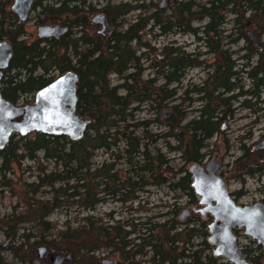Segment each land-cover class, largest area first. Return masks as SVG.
I'll return each mask as SVG.
<instances>
[{"label": "trees", "instance_id": "1", "mask_svg": "<svg viewBox=\"0 0 264 264\" xmlns=\"http://www.w3.org/2000/svg\"><path fill=\"white\" fill-rule=\"evenodd\" d=\"M8 6V0L0 1V40H8L13 49L12 59L8 68L3 71L0 84L2 98L17 105L22 96L35 94L53 83L56 79L55 76H51L53 72L63 75L73 71L79 80L77 113L80 117L89 120V126L84 136L78 141L40 134L22 137L13 135L10 138L4 149L0 150V187L6 189L11 187L7 174H14L15 168H19L24 161L38 164L39 153H42L44 161L53 163V168L49 172L40 171L37 168L35 180L23 184V203L13 207V212L0 220V230L4 238L10 242L16 241L17 237L22 240L18 250L24 246L28 247V251L24 252V257L21 258L22 262H25V259H29L30 264L37 261L36 246L43 245L57 253L72 255L73 264H93L92 261L87 263L86 260L94 261L93 254L100 246L118 253V245L121 243V249L125 250L124 239L130 233L137 234L136 231L133 229L128 233L124 232V236L120 237L118 232L122 231V228L118 226V221L113 224H98L92 216L87 215L80 219L81 222L76 228L67 226L66 231L56 232V237L52 239L50 233L52 227L45 219L51 212L61 208L65 201L78 205L88 213L92 212L97 205L106 202L108 198L118 202V194H124L127 186L133 190L134 187L138 188L143 184V177L138 174L139 172L146 173L144 177L147 179L152 178L151 174L155 173L156 178L163 181L164 163L158 158L153 160L148 154V145L142 144L140 137L135 136V132L140 129L144 136L147 135L150 122L137 124H129V122H134V113L144 103H158L157 101L160 103L174 98L176 90L167 91L169 84L179 83L186 68L196 67L198 64L196 59H190L195 55H186L178 49H165L169 61L155 70L156 79H163L164 83L154 88L156 79L142 81L143 68L140 62L144 57L149 59L151 56V60L155 57L158 61L164 57L161 55L160 59V55L155 54L156 51L142 43L141 34L147 26L150 27L147 31L156 30L159 37L174 35L178 32L188 33L206 43L209 52L213 53L212 43H218L220 30L225 24L227 15H232L235 23L247 16L249 25L257 27L258 35L261 36L264 33V0H206L204 2L188 0L171 6L173 14L168 17H165L162 12L166 9H159V4L158 11L155 10L146 17L143 16L149 7L144 4L136 3L131 6L125 3L107 6L101 8L99 12L105 14L107 22L114 28L113 33L107 39L89 37L86 33H80V37L75 40L70 39V30L89 27L91 20L88 18L90 12L94 11L86 0H53L52 4L45 6L34 1L32 11L39 7L42 16L45 15L52 20L53 25L66 27L68 33L59 41L40 40L36 36V40L31 42L24 39L28 35L24 29L25 24H18L11 12L6 13L5 9ZM136 11L139 13L137 18L135 17L136 20L132 24L125 25V16ZM203 20L206 22L200 30L191 27L193 22ZM38 23L40 25L41 21ZM199 33L204 40L197 36ZM240 36L245 39L244 35ZM237 40L234 39L231 42L235 43ZM148 49L151 51L148 52ZM139 51L147 52V54L137 56L136 52ZM245 51L249 53L246 56L247 62L253 56L258 58L255 67L246 69V76L251 80L253 87L264 86V65L262 64L264 48L255 50L247 42ZM221 62L214 66V71L208 74L203 86L190 92L191 94L197 92L202 96L196 100L202 105V109L198 111L197 120L189 122L186 126L189 131L187 145L183 147L182 142L178 140L177 147L168 149L170 152L182 153L180 158L185 162L198 161L201 157L198 152L202 142L210 138L216 130L213 127L216 124L210 121L213 114H206V108L212 105L213 110L214 107L218 109L220 104L223 105L225 102L221 100L219 92H233L236 87L230 83V79L238 75L237 72H233V63L220 64ZM131 68L134 71L127 73ZM110 75H114L123 83L112 86L109 80ZM188 94L187 92L186 96ZM246 95L255 99L259 97L257 91H249ZM134 104L137 107H133ZM244 104L248 106V102ZM173 109L178 120L175 121L171 117L166 123L169 126V136H173L170 132L173 126L179 124L184 118L177 106ZM121 143L123 144L121 153L128 159L127 163L134 168L131 172H135L136 182L123 181L116 173L118 153L116 159L112 161L105 159L97 168L94 167L95 152L101 150L112 156L113 150H116ZM189 149L194 150V156L187 157ZM138 157L144 165H140L139 161L132 163V159H138ZM27 168L30 169V166ZM257 171L259 170L254 169L247 174L254 175ZM179 173H183V176L181 175L179 181L170 188L187 190L188 195H192L190 175L186 169L179 170ZM43 187L50 188L53 193L52 198L46 202L38 200L36 196ZM17 209L21 211L17 213ZM25 223L32 224L35 229L37 228V232L42 231L36 237L38 240H33L35 236L32 233L18 235L19 225ZM146 225L147 223L140 225L143 234L138 236L139 242H142L138 247L143 248V251H138L137 254L150 255V264H221L212 253L211 256L204 255L207 250H210L205 240L199 244L194 243V239L200 233L201 238L207 239L205 224L201 223L200 219L188 221L189 226L174 218L171 219V224L167 228L168 221L154 223L150 227ZM180 226L185 228L182 229ZM30 240H33L31 244ZM16 255L17 253H13V256ZM0 264H4L1 258Z\"/></svg>", "mask_w": 264, "mask_h": 264}, {"label": "rangeland", "instance_id": "2", "mask_svg": "<svg viewBox=\"0 0 264 264\" xmlns=\"http://www.w3.org/2000/svg\"><path fill=\"white\" fill-rule=\"evenodd\" d=\"M34 1L42 6L53 3V0ZM160 1L161 0H86V3L91 6L92 10H94L93 12H90L88 19L91 20L95 17L103 7L116 6L125 3L131 6L136 3L148 6L149 10L143 16L146 17L151 13H154L155 10L158 11L157 7ZM187 1L188 0H177L178 4ZM196 1L198 2L199 0ZM200 1L204 2L206 0ZM8 2L9 6L5 9L6 13L10 12V6L12 4L10 0H8ZM177 2L171 6L176 5ZM170 7L168 6L165 8L166 10L162 11L165 17L172 16L173 14V8ZM40 10L41 9L37 7L34 11H31L24 26V29L28 33L24 39L28 42L36 40L37 29L41 25L54 26L52 20L47 16L45 17V15L42 16L40 14ZM138 15V11L127 14L124 18L126 20L125 25L128 23L132 24L136 20L135 17ZM234 20L235 18L232 15H227L225 24L220 30L221 35L217 40L218 43H212L213 53L209 52V47L206 43L202 42V40H197V37H193L188 33L178 32L174 35L170 34L164 37H159L156 30L150 32L147 31L150 30V27H146V30L141 34V42L145 43L148 47L153 49V51H156L155 54L160 55V59L162 58L161 55L164 58L160 61L155 57L151 60V56H149V59L148 57L143 58L140 62L141 67L143 68L141 75L143 82L152 78L156 79L155 70L166 61H169L165 49L173 48L178 49L181 53L184 52L186 55H195L190 59H196L198 63H202L200 67L186 68L179 83L169 84L167 91L173 89L176 90L174 98L166 99L160 103L159 101H157L158 103H144L139 110L134 113V122H129V124L150 122V125L147 128V135L144 136L140 129L135 132V136L140 137L142 144L148 145V154L153 160L158 158L164 163L162 168L163 181L158 180L155 173L151 174L152 178L147 179L144 177L146 173L139 172L138 174L143 177V184L134 192H131L134 196L132 201H129L126 204H121L108 198L106 202L97 205L95 209L89 213L83 211L78 205H72L69 204L68 201H65L61 208L51 212L48 218L45 219L50 227H52V229H50L52 239L56 237V232L66 231L67 226L76 228L81 222L80 219L87 215L92 216L98 224H113L118 221V226H120L123 231L118 232L120 237L124 236V232L128 233L133 229L136 233L141 235V224L147 223L146 227H150V225H153L154 223L168 221L167 228L169 224H171L172 218L178 220V216L183 211L190 209L191 206L195 205L191 197L188 195L187 190H173L170 188V186L179 181L181 177L179 170L187 169L186 167L189 162L184 163L180 158L182 153L170 152L168 149L170 147H177L178 140L182 142L183 147L187 145L189 131L186 126L189 122L197 120V116L199 115L198 111L202 109V105L196 101L202 96L197 94V92H195V94H191L190 92L197 87L203 86V82L206 80L208 74L212 73V68H214L215 64L221 58L222 52H227L223 53V63H233V72L238 73L235 79H230V83L235 84L236 87L233 92L227 94L222 92L221 100L225 101L223 104L224 106L220 104L218 109L214 107V110L216 109L215 112H213L212 105L206 108V114H213L210 121H217L218 123L214 126L216 132H213V135L210 138L202 142V147L198 153L203 157L202 160L211 158L214 155L218 156V159L223 165L221 173L227 180L230 191L234 194L238 204H249L261 199L264 194V153H252L251 148L264 138V86L259 85L258 88L253 87L251 80L246 76V69L255 67L258 58L257 56H253L247 62L246 56H248L249 53L248 51H245V47L247 46V42H249L255 50L263 49L264 33L260 36L258 35V30L255 25L249 26V28L253 29V32L256 35L258 44L254 46L250 38L247 36L249 28L244 26V22L248 21V17L245 16L236 23ZM39 21H41L40 25H38ZM205 22L206 20H203L202 22H193L191 27L200 30ZM112 29L114 30V28ZM89 31L90 29L86 30V33ZM118 33H120L119 29ZM240 35H244L245 39ZM197 36L204 40L201 33ZM234 39L238 40L237 42L232 43L231 41ZM133 45L135 44L133 43ZM151 49H148V52H150ZM140 54H147V52H136L137 56ZM165 58L167 59L164 60ZM262 64L264 65V63ZM132 71L134 70L131 68L127 73H131ZM59 75L60 74L57 72L51 74V76H55L56 79ZM109 80L112 86H118V84L122 83V81L118 80L114 75H110ZM156 80V86L154 88H157L164 83L163 79L159 78ZM249 91H257L259 97L255 99L247 96L246 94ZM187 92L189 94L186 96ZM35 94L23 96L18 104L24 105L27 103H33ZM188 99H191V101H188ZM227 99L228 101H226ZM245 101L248 102L250 108H241ZM175 106H177L180 113L184 115V118L179 124L173 126L170 131L173 136L170 135V137H168L166 136V134L169 133L166 123L171 117L175 119V121L178 120L177 116H175V110L173 109ZM133 107H137V105L134 104ZM168 110L172 111V113L166 114ZM223 123H226L227 131L224 130L221 132V126ZM118 145L119 147H117L116 150H113L114 152L112 156L101 150L95 152V157L93 159L94 167L97 168L105 159H109L110 161L116 159V154L118 153L119 159L115 166L116 173L123 181L128 182L130 180V182H136L135 172H131L134 168L127 163L128 159L124 158L121 153L123 150V144L121 143ZM192 155L194 156V150L189 149L187 151V157H191ZM42 156V153L38 154V164L34 165L30 162L24 161L19 168H15L14 174H7V179H10L11 181V187L9 189L0 187V220H3L6 215H10L13 212V207L23 203V184H28L35 180L38 173L37 168L40 171L45 170V172L52 170L53 163L44 161ZM136 161H139L140 165L143 164L139 157L138 159H132V163ZM28 166H30V169L27 168ZM254 169H258L259 171L254 175L247 174ZM127 188L130 189L128 186ZM129 191H131V189ZM52 195L53 193L50 188L43 187L39 190L36 196L38 200L46 202L52 198ZM20 211V209H17L16 212L19 213ZM197 218H199L197 215L192 214V216L183 224L189 226L188 221H195ZM126 224H129V226H126ZM19 226L20 231L18 232V235H22V233H32L35 236L33 240H38L36 237L42 233V231L37 232V228L35 229L32 224L25 223ZM180 228L183 229L185 226H180ZM199 236L194 239L195 244H199L204 240L206 241L205 237L201 238V233ZM33 240H30L29 243L31 244ZM21 242L22 240L19 237H17L14 242L6 240L3 232L0 230V258L4 260V264H30L29 259H25V262L21 261V258L24 257V252L28 251L27 246L18 250ZM123 243H125L126 249L122 250L120 243L118 245V253L105 248L104 246H100L93 254L94 261L86 260V262L88 263L92 261L93 264H101L103 261H120L122 264H150V255L147 254L145 256L137 254L138 251H143V248L138 247L142 242L136 240V234L126 236ZM240 245L243 249L246 247L255 251L253 243L242 236L240 237ZM42 246L43 245H37L36 247L38 248ZM198 248H202V246H198ZM145 251L147 250L145 249ZM13 253H17V255L13 256ZM254 253L248 255L250 261L256 257ZM209 254H211V250L204 253V255ZM219 262L221 264H228L223 260ZM32 264H48V261L45 262L37 259V261Z\"/></svg>", "mask_w": 264, "mask_h": 264}, {"label": "water", "instance_id": "3", "mask_svg": "<svg viewBox=\"0 0 264 264\" xmlns=\"http://www.w3.org/2000/svg\"><path fill=\"white\" fill-rule=\"evenodd\" d=\"M10 1L12 3L10 12L15 16L19 24L26 23L33 8L34 0ZM167 5L168 1L163 0L159 5V9L162 10ZM91 22L92 24L100 25V33L104 31L108 35L112 33V29L108 28V23L105 22L104 16L97 15L91 19ZM244 25L246 27L249 26V21H245ZM67 32L68 29L66 27L45 25L38 29L37 37L40 40L49 38L58 40ZM247 36L254 46L258 44L252 28L249 29ZM11 58L12 46L10 42L6 39H1L0 80L2 71L7 69ZM75 82L73 77L60 78L36 94V105L26 108V114L21 122L13 121L24 113V109L4 100L0 89V150L4 149L8 144L13 133L24 136L29 132L36 131L50 135H68L73 141L80 140L89 126V120L79 119L75 115L73 108H66L72 101V87ZM257 149L264 150V141L254 147L253 150ZM214 169L216 167L213 168L212 172ZM190 171L193 174L192 187L199 196L203 197L201 205H209L213 200H217L213 208H208L205 211L212 212L216 222L223 221L221 225H218V230L213 232L212 237L208 240L214 246L213 255L216 257L224 256L232 264H249L244 260L241 252L237 250L235 240L231 235L233 227L243 226L238 221L246 220V215L241 213L237 218L231 215L232 204L224 198L226 190L223 185L218 181L213 183L206 181V179L212 178V175L209 178L203 176L202 170L196 166H191ZM188 215V211L182 212L179 220L184 221ZM245 225L250 231L248 236L262 246L264 254V229L251 223ZM37 257L42 261L48 260V264H68L70 260V256H64L61 253L56 254L55 250H49L45 246L37 249ZM103 264H110V262L104 261ZM115 264H118V262H115Z\"/></svg>", "mask_w": 264, "mask_h": 264}, {"label": "flooded vegetation", "instance_id": "4", "mask_svg": "<svg viewBox=\"0 0 264 264\" xmlns=\"http://www.w3.org/2000/svg\"><path fill=\"white\" fill-rule=\"evenodd\" d=\"M167 1L169 2V4H168L169 7L172 4H175L177 2V0H171V1L167 0ZM168 6H166L165 8H167ZM105 22H107L106 16H105ZM56 25H58V24H56ZM56 25H54V26H56ZM58 26H60V25H58ZM108 28H111L112 29L113 26H111V24L108 23ZM89 29H90V31L86 33V30H89ZM100 29H101L100 25L92 24V22L90 21L89 27H82V28L81 27H78V28H74L73 30H70L71 31V33H70V39H74V40L75 39H78L80 37L79 36L80 33H86L89 37H93L94 36V37H100L102 39H107V37H109L113 33V29H112V33L110 35H108L105 31L102 32V33H100ZM77 32L79 34H77ZM65 35H63L62 37H64ZM62 37H60V39ZM48 40H50V39H48ZM59 40H55V41H59ZM221 54H222V56H221V58L219 59V61L217 63L221 62L220 60H223L222 59L223 58V53H221ZM201 64L202 63H198L197 66L200 67ZM220 64H223V61ZM214 68H212V72L214 71ZM74 73L75 72H73V71H69V72H67V73H65L63 75H59L57 77V79L66 78V77L67 78H71V77L74 78L75 75H76ZM236 76H233L231 79H235ZM78 83H79V80H76V82L73 84V87H72V90H73L72 101L69 104V106H66V108L67 109L73 108L74 109V112H75V115L79 118V115H78L77 109H76V107H77V88H78ZM122 83H123V81H122ZM171 84H173V83H171ZM232 85H235V84H232ZM222 92H224V91H220L219 92L221 96H222ZM224 93L227 94V93H230V92H224ZM36 94H35V96H36ZM35 96L33 98V103H31V104H28L27 103V104H24V105H20V104L15 105V106L22 107V109H24V113L21 116L17 117L13 122H21V121H23L24 116L26 114V108L27 107H34L36 105ZM169 99H172V98H169ZM241 108L247 109V108H250V106L249 105L247 106V104H244V102H243V105H242ZM171 113H172V111L168 110L166 114H171ZM197 118H198V116H197ZM213 123H215L217 125L218 122L217 121H213ZM167 129H168V132H169V126H167ZM224 130L227 131V125H226V123H223L222 126H221V132H223ZM215 132H216V130L214 131V133ZM35 134H40V135H43V136H46V137H53V136H55V137H64V138L70 139V137L68 135H63V134L62 135H50V134H44L42 132H30V133L25 134L24 136L35 135ZM13 135H17V136L22 137V135H20L18 133H13ZM166 136L170 137L169 136V133H167ZM262 141H264V138H262L258 143H256L255 145L252 146V148H251V152L252 153H264V150H259V149L253 150L254 147H256ZM202 158L203 157L201 156V157H199L198 161L191 162V163L187 164L186 172H188V174L190 175V178H191V188H192V192H193V194L192 195H189V196L191 197V199H192L193 203H195V205L191 206L190 209L185 210V211H188L189 215L185 218L184 221H180L179 220V216L181 214L178 216V221L180 223H184L186 220H188L192 216V214L197 215L199 217L197 219H200L201 220V223L205 224V232H206V235L208 237L206 239V242H207V244L210 247L211 253L213 252L214 246H212V244H210L208 240H209L210 237H212V233L213 232H216L218 230V225H221L223 223V221L216 222L215 219H214L213 213L212 212H209V211H205L208 208H213L215 206V204L217 203V200H213L212 202H210L209 205H206V204L201 205V201L203 200V197L202 196H199L195 192L194 188L192 187L193 174L190 171V167L191 166H196V167H198V168H200L202 170V175L203 176H206V177L209 178L210 175H212V178L206 179V181L211 182V183H213L214 181H218L220 184L223 185V187L226 190L224 198L226 199V201H228V202H230L232 204V209L233 210H231V212H230L232 216H234V217L237 218L241 213H244L246 215V217H247L246 220H240V221H238V223L243 224V226H241V227H238L237 226V227H233L231 229V235H232V237L235 240L236 247L238 248V250L241 251L242 257L249 264H256V262H257V264H264V255H263L262 246L260 244H258L256 242V240H254L253 238H251V237L248 236V233L250 231L247 229V227L245 225V224H250L251 223V224L257 225L260 228H263L264 229V194H263V196L261 197L260 200L253 201V202H251L249 204H238V202H237L234 194H232V192L230 191V188H229V185L227 183V180L223 177V175L221 173V170L223 169V165H222L221 161L218 159V156L217 155H214L213 157L208 158L206 160H202ZM184 163H188V162H185L184 161ZM214 167H216V169H214V171L212 172V170H213ZM180 175L183 176V173L180 174ZM136 189H137V187H134L133 190L129 191L128 188H125L124 189L125 192L123 191L124 194H118V202L121 203V204L122 203L126 204L129 201H132L134 199V196H133V194L131 192H134ZM131 212H133V211H131ZM190 225H192V224H190ZM130 235H134V234H131V233L128 234V236H130ZM141 235L138 234V233L136 234V240L137 241H140V240H138V236H141ZM241 236L244 237V238H246V239H248V240H250L253 243V246H254L255 251H252L251 249H248L246 247H245V249H243L241 247V245H240V237ZM207 251H209V250H207ZM55 253L57 254V252H55ZM253 253L255 254L256 257H254L250 261L248 255L253 254ZM61 254H63L64 256H70V260L68 261V264H71L72 263V255L67 254V253H61ZM209 255L211 256V254H209ZM215 258L219 259V261L223 260V261L227 262L228 264H232L231 262H229L225 258H220V257H215ZM46 261H48V260H46ZM103 262H102V264H103ZM109 262H110V264H114V262H118L119 264H122L120 261H109Z\"/></svg>", "mask_w": 264, "mask_h": 264}, {"label": "bare ground", "instance_id": "5", "mask_svg": "<svg viewBox=\"0 0 264 264\" xmlns=\"http://www.w3.org/2000/svg\"><path fill=\"white\" fill-rule=\"evenodd\" d=\"M163 0H161L160 2H159V5H160V3L162 2ZM168 4H169V2H168ZM168 6V5H167ZM32 11V10H31ZM97 15H102V16H104L105 17V15L103 14V13H99V14H97ZM96 15V16H97ZM18 21V20H17ZM19 24V23H18ZM45 26V25H44ZM50 26V25H49ZM41 27V26H40ZM39 27V28H40ZM38 28V29H39ZM38 29H37V31H38ZM36 36H37V33H36ZM38 38V37H37ZM49 39H53V40H56V39H54V38H49ZM42 40H48V39H42ZM59 40V39H58ZM8 41V40H7ZM11 44V43H10ZM12 46V45H11ZM12 56H13V49H12ZM12 59V58H11ZM11 61V60H10ZM10 64V63H9ZM9 66V65H8ZM8 68V67H7ZM6 70V69H5ZM5 70H3V71H5ZM3 71H2V77H3ZM2 77H1V80H2ZM74 79H75V81L76 80H78V78H77V76L75 75V77H74ZM1 80H0V82H1ZM57 79H55L54 80V82L56 81ZM52 84V83H51ZM47 88V87H46ZM0 89H1V86H0ZM41 91H43V90H41ZM41 91H39V92H41ZM39 92H37V94L39 93ZM79 119H81V120H84V119H87V118H82V117H80L79 116ZM88 120V119H87ZM32 132H36V131H32ZM30 133V132H29ZM261 143V142H260ZM235 246H236V244H235ZM237 248V247H236ZM237 250H238V248H237ZM240 251V250H239ZM241 252V251H240ZM212 254H213V252H212ZM264 255V254H263ZM214 257H216V256H214ZM218 257H220V258H225V259H227L226 257H224V256H218ZM228 260V259H227ZM245 260V259H244ZM246 261V260H245ZM247 262V261H246ZM114 264H115V262H114ZM119 264V263H118Z\"/></svg>", "mask_w": 264, "mask_h": 264}]
</instances>
